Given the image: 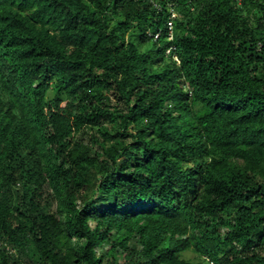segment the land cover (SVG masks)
<instances>
[{
    "label": "trees",
    "instance_id": "obj_1",
    "mask_svg": "<svg viewBox=\"0 0 264 264\" xmlns=\"http://www.w3.org/2000/svg\"><path fill=\"white\" fill-rule=\"evenodd\" d=\"M203 261L264 264V0H0V264Z\"/></svg>",
    "mask_w": 264,
    "mask_h": 264
},
{
    "label": "rangeland",
    "instance_id": "obj_2",
    "mask_svg": "<svg viewBox=\"0 0 264 264\" xmlns=\"http://www.w3.org/2000/svg\"><path fill=\"white\" fill-rule=\"evenodd\" d=\"M182 257L187 258V259H191V260H196V256L195 253L191 250H186L184 252H182ZM201 264H208L206 261H203Z\"/></svg>",
    "mask_w": 264,
    "mask_h": 264
},
{
    "label": "built area",
    "instance_id": "obj_3",
    "mask_svg": "<svg viewBox=\"0 0 264 264\" xmlns=\"http://www.w3.org/2000/svg\"><path fill=\"white\" fill-rule=\"evenodd\" d=\"M168 28H170V22L168 24ZM156 36V35H155ZM169 39H171V35H169Z\"/></svg>",
    "mask_w": 264,
    "mask_h": 264
}]
</instances>
